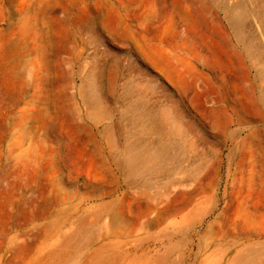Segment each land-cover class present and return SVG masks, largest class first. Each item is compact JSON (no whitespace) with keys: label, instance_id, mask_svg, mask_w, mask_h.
<instances>
[{"label":"rangeland","instance_id":"obj_1","mask_svg":"<svg viewBox=\"0 0 264 264\" xmlns=\"http://www.w3.org/2000/svg\"><path fill=\"white\" fill-rule=\"evenodd\" d=\"M38 8L51 74L0 78V264H264V0H0V46Z\"/></svg>","mask_w":264,"mask_h":264},{"label":"bare ground","instance_id":"obj_2","mask_svg":"<svg viewBox=\"0 0 264 264\" xmlns=\"http://www.w3.org/2000/svg\"><path fill=\"white\" fill-rule=\"evenodd\" d=\"M43 12V8H38L37 14H41L40 19L38 21L35 19V22H31L27 19L21 29V34L15 38H6L3 45L0 46V78H7L8 76L12 79H16L18 82H23L22 78L25 76H23L22 72L34 75L36 80L45 79L51 74L50 68L46 67L44 58L46 55V45L48 47L53 42L54 29L50 28L49 25L47 26L43 18ZM39 24L41 26H46V29L41 28L40 31L36 29V26ZM38 39L41 44H35ZM29 42L34 45L29 47ZM32 48L39 49L40 51H35L33 55L30 56L29 51ZM7 56H10V59H7ZM56 73V75H58V72ZM8 97L9 95L4 91H0V99L2 101ZM13 101L19 103L21 98L14 99Z\"/></svg>","mask_w":264,"mask_h":264}]
</instances>
